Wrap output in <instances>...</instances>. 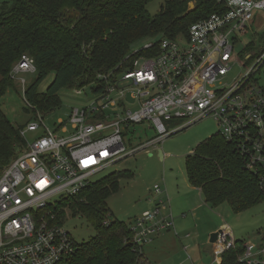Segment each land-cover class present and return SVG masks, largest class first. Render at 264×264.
Segmentation results:
<instances>
[{"label": "built area", "instance_id": "2783aa9c", "mask_svg": "<svg viewBox=\"0 0 264 264\" xmlns=\"http://www.w3.org/2000/svg\"><path fill=\"white\" fill-rule=\"evenodd\" d=\"M218 1L223 11L190 25L186 36H180L184 42L180 37L162 38L153 56L134 59L136 50L116 68L128 67L97 74L104 81L101 91L83 108H72L53 131L42 121L41 111L29 106L31 117L19 129V150L0 169V264H61L73 256L78 242L64 222L48 215V205L76 196L94 174L149 146L157 147L165 137L207 116L216 121L245 166L259 176L264 191V93L253 82L264 63V47L244 74L224 83L232 67L241 66L234 43L252 27L257 12H264V0ZM250 58L251 54L245 57ZM21 72H35L29 55H21L13 66V78ZM25 85L20 79L22 89ZM128 87L135 90V110L121 99ZM109 107L122 110L113 109L112 118L104 112ZM143 123L154 136L127 148L124 134ZM33 132L38 134L28 138ZM153 192L160 197L158 205L130 225V241L137 247L173 226L171 214L163 213L165 190L154 185ZM235 243L229 228L221 226L213 242L215 259L220 261ZM243 247L238 263L264 264V245L259 259L255 243L245 241Z\"/></svg>", "mask_w": 264, "mask_h": 264}, {"label": "trees", "instance_id": "16d2710c", "mask_svg": "<svg viewBox=\"0 0 264 264\" xmlns=\"http://www.w3.org/2000/svg\"><path fill=\"white\" fill-rule=\"evenodd\" d=\"M145 1L0 0V97L14 85L12 68L23 54L33 59L37 74L23 89L26 110L32 111L31 106L45 112L60 104L59 92L64 88L93 83V91H101L104 81L97 74L115 69L125 56L133 54L129 52L132 42L186 36L190 25L223 11L218 0H167L151 15ZM189 3L193 4L190 10ZM160 40L152 42V48L138 50L133 58L153 56ZM50 73L54 74L52 81L40 92L39 84ZM19 141V129L0 110V169L11 160ZM185 170L190 185L201 189L209 205L227 202L234 212H240L264 200L259 176L245 166L219 132L186 155ZM131 175L129 170L113 173L91 182L74 197L48 205V215L56 222H64L69 210L84 216L94 230L61 264H144L143 246L130 241V225L136 218L130 224L110 219L106 206V199L118 190V179ZM244 242L236 239L235 246L221 255L220 264H241L236 258L243 252Z\"/></svg>", "mask_w": 264, "mask_h": 264}, {"label": "rangeland", "instance_id": "374dc122", "mask_svg": "<svg viewBox=\"0 0 264 264\" xmlns=\"http://www.w3.org/2000/svg\"><path fill=\"white\" fill-rule=\"evenodd\" d=\"M166 1L167 0H146L145 8L149 14L155 15ZM188 6L189 10L193 8L192 3H189ZM257 18L254 20L248 32L241 35L234 43V53L241 62V66L234 65L232 67L231 71L224 79L226 85H229L235 78L244 74L247 68L253 64L260 50L264 47V12H257ZM161 38L162 37L159 36L157 38L145 37L138 39L130 44L129 52L132 53L136 50H140L147 44L158 41ZM180 38H182L181 42H184V37ZM248 54H251V58L246 60L245 57ZM36 76V72H21L17 74L15 79H12L14 80V85L9 87L5 94L0 97V110L16 129H20L21 125H24L31 117V113L26 110V102L23 98V89L22 86H20V79H23L28 86L35 80ZM53 76L54 74L50 73L39 84L38 90L40 92L46 90ZM253 80L258 87L264 89V63L254 73ZM76 86L77 85L64 88L59 92L60 104L57 107L45 112L41 111L42 121L52 131L57 126L59 120H66L69 117L72 108H83L96 97V93L93 91L96 85L93 83H85L81 87ZM77 90H80V92L78 93ZM134 92L135 90L128 87L121 95L123 104L129 110H135L137 106V100L133 97ZM111 97L119 101L116 94H113ZM116 108L118 112L122 110L121 107H109L105 109L104 112L106 115L109 114V116L113 118L115 117V111L113 109ZM142 131L144 133H142ZM218 132L219 129L216 121L211 116L204 117L187 126L185 129L165 137L157 147L149 146L119 161L115 165L94 174L90 178L91 182L101 181L111 174L123 170H129L132 174L129 177H120L118 179V190L106 199V206L110 213L109 218L118 219L130 224L134 218L141 215L142 211L154 207L160 198L153 192L154 185H159L163 189L165 188L168 195L171 187L172 194H176L175 190L183 194L186 189L185 183H188L185 170L186 155L190 153L189 150L194 148L198 142ZM36 134H38V132L28 133L27 136L31 138ZM138 134H141L142 138V142L140 143H144L154 136L153 131L148 128L147 123L135 124L124 134L127 148L139 145ZM15 149L16 152H18V147H15ZM150 151L152 152L151 154ZM160 152L162 156H160ZM172 199L173 196H171L167 209L163 210V213L172 214V219L171 217H169V219L172 220L176 233L178 232L179 236H182V232L176 226V220L173 221V219H176V215L182 218V211H184L183 204L179 202L174 203V201L181 199ZM182 199L184 198L182 197ZM55 200H57V198H55L54 201ZM207 205L208 207L198 210L195 220H191L189 216L185 217L186 220L182 225L185 229H188L190 235L187 238L180 237L182 243H179L172 226L169 231L172 233L173 240L171 238H166V243L161 242L158 245V249L152 253L154 258L149 257L145 260L143 257L144 264H178L182 258H185V260L180 264H192L190 258H196V250H188L190 257H187L186 253L183 252L182 245L188 244L189 241H193V239H195L194 242L199 245V250H202V259H196L195 263L211 264L212 258L208 251L210 243L207 237L209 233L207 231L208 228L205 230L204 227L215 223H217V228L219 225L220 227L227 226L235 239H243L244 241L257 244V242H260L262 237H264V200H259L240 212H234L227 202H222L216 206ZM61 221L63 222V220ZM64 224L74 240L78 243L89 240L94 234L92 226L84 216L73 214L69 210H66ZM197 224L198 230L203 235L200 239H196L195 233L191 231ZM167 230H161L159 234H165L168 232ZM157 235L158 234L153 235L151 237L152 240ZM150 242L143 245L145 251H147L145 246L149 245ZM146 254L148 256L147 252ZM213 264L216 263L213 262Z\"/></svg>", "mask_w": 264, "mask_h": 264}, {"label": "crops", "instance_id": "0c3cea01", "mask_svg": "<svg viewBox=\"0 0 264 264\" xmlns=\"http://www.w3.org/2000/svg\"><path fill=\"white\" fill-rule=\"evenodd\" d=\"M142 133H144L143 131H142ZM138 138H139V141H141L142 140V138H141V134H138ZM211 136V135H210ZM203 141V140H202ZM198 143H200V142H198ZM196 147V146H195ZM194 147V148H195ZM194 148H192V149H190L189 151H190V153H192L193 152V150H194ZM161 151V150H160ZM152 152L150 151V154H151ZM186 178H187V176H186ZM187 182H188V179H187ZM186 184V189L184 190V192H183V194H180V192L179 191H177V190H175V192H176V194H172V187L170 188V192H169V195L167 194V192H166V189L164 188V190H165V195H163V199H164V201H165V203H166V207L168 206V204H169V202H170V199H171V196H173V199H175V198H178V199H181V200H176V201H174V203H176V202H179V203H182L183 204V209H184V211H182V213H183V216H182V218H179V216H177L176 215V219H173V221H175L176 220V222H177V227L180 229V231L182 232V236H179V234H178V232L176 233V230L174 229L175 227H174V225H173V229H174V233H175V235L177 236V238H178V241H179V243H182L181 242V240H180V237H185V238H187L189 235H190V233H189V231H188V229L186 228H184L183 227V222H185V217H187V216H189V218L191 219V220H195V218H197V212H198V210H201L202 208H206V207H208V205H207V202L204 200V198H203V195H202V192H201V189L200 188H197V187H193L192 185H190V183L188 182V183H185ZM183 186H185V185H183ZM174 192V191H173ZM169 196H170V198H169ZM182 197L184 198V199H182ZM172 199V200H173ZM151 208H153V207H150L149 209H151ZM147 210V209H146ZM145 211V210H144ZM143 212V211H142ZM165 215H166V213H165ZM171 217H172V214H171ZM217 223H215V224H211V225H209V226H205L204 227V229L206 230L207 228H208V233L209 234H207V237H208V242L210 243V247H209V249H208V251H209V255L211 256V264H213V262H215L216 264H220V261H217L216 259H215V254H214V245H213V242L215 241H213V242H210L209 241V239H210V235L213 233V232H216V231H218L220 228V225H219V227L217 228V225H216ZM216 225V226H215ZM188 227V226H187ZM170 229V228H169ZM169 229L167 230V229H165V230H167L168 232L167 233H161V234H158L151 242H150V244L149 245H147V246H145L146 248H147V251H145V249H143V254H144V259L146 260V258H154V256H153V254L152 253H154L157 249H158V245L162 242V243H166V238H171L172 240H173V237H172V233L169 231ZM192 233H195V235H196V239H200L201 238V236H203L201 233H200V231L198 230V224L197 225H195V227L194 228H192ZM234 237V236H233ZM195 239H193V241H189V243L188 244H186V245H182V249H183V252H185L186 253V255H187V257H190L189 256V251L190 250H192V249H195L196 250V255H195V257L196 258H193V259H191L190 258V260H191V263L192 264H196L195 263V260L196 259H202L201 257V252H202V250L200 251L199 250V245H197L195 242ZM207 241V240H206ZM205 241V242H206ZM264 245V237H262V240L260 241V242H257V244H256V249H257V258L259 259V258H262L263 256H262V254L259 252V250L260 249H262V247H263V245ZM189 250V251H188ZM146 252L148 253V256H147V254H146ZM184 260H185V258H182V260H180V262L178 263V264H180V263H183L184 262ZM199 264H201V263H199ZM259 264H263V263H259Z\"/></svg>", "mask_w": 264, "mask_h": 264}, {"label": "water", "instance_id": "95a60500", "mask_svg": "<svg viewBox=\"0 0 264 264\" xmlns=\"http://www.w3.org/2000/svg\"><path fill=\"white\" fill-rule=\"evenodd\" d=\"M248 58V57H247ZM160 156H162V153L160 152ZM216 236H217V231L216 232H213L211 235H210V239L209 241L210 242H213L215 239H216Z\"/></svg>", "mask_w": 264, "mask_h": 264}]
</instances>
